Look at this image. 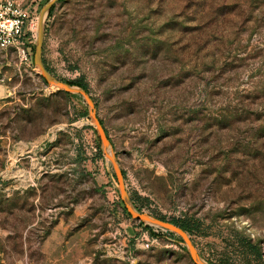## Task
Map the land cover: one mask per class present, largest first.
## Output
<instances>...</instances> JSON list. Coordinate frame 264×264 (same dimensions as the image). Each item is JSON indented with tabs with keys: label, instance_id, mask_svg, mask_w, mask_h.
Masks as SVG:
<instances>
[{
	"label": "rangeland",
	"instance_id": "rangeland-1",
	"mask_svg": "<svg viewBox=\"0 0 264 264\" xmlns=\"http://www.w3.org/2000/svg\"><path fill=\"white\" fill-rule=\"evenodd\" d=\"M42 55L88 83L139 208L264 264V0H58ZM98 145L81 94L0 50V264H195L130 215Z\"/></svg>",
	"mask_w": 264,
	"mask_h": 264
},
{
	"label": "water",
	"instance_id": "water-1",
	"mask_svg": "<svg viewBox=\"0 0 264 264\" xmlns=\"http://www.w3.org/2000/svg\"><path fill=\"white\" fill-rule=\"evenodd\" d=\"M56 1L58 0H46L45 2H43L37 14L36 35L33 47V61L38 68V72L46 82L51 83L57 89H62L69 92H76L81 94L84 98L88 115L91 118L96 135L99 139V146L105 157L111 163L113 173L116 178L117 189L120 198L123 201V204L126 210L130 213V215L137 220H141L143 223L155 224L180 235V240L182 241L183 245L185 246L187 252L189 253L191 259L195 262V264H220L216 261L205 258L197 249L190 233L180 224L173 222L169 218H162L161 216L155 213L139 208L134 203L127 189L122 166L120 164L113 141L108 132L106 131L104 123L100 120V117L97 113V106L93 96L91 95L89 90H87L83 85L77 82H70L55 75L45 65L42 55V48L46 19L49 15L51 6Z\"/></svg>",
	"mask_w": 264,
	"mask_h": 264
},
{
	"label": "built area",
	"instance_id": "built-area-1",
	"mask_svg": "<svg viewBox=\"0 0 264 264\" xmlns=\"http://www.w3.org/2000/svg\"><path fill=\"white\" fill-rule=\"evenodd\" d=\"M36 24L37 12L33 4L0 0V50L12 47L20 62L32 64L31 44L33 46Z\"/></svg>",
	"mask_w": 264,
	"mask_h": 264
},
{
	"label": "trees",
	"instance_id": "trees-1",
	"mask_svg": "<svg viewBox=\"0 0 264 264\" xmlns=\"http://www.w3.org/2000/svg\"><path fill=\"white\" fill-rule=\"evenodd\" d=\"M55 4V3H54ZM54 4L51 6L50 11L52 10ZM49 11V12H50ZM44 60V59H43ZM45 63V62H44ZM46 65V64H45ZM70 82H77L81 85H83L87 90H89L88 88V83L82 78V77H76V78H70V79H66ZM59 91H64L66 93H70L69 91H65L62 89H58ZM96 103V102H95ZM100 120L103 122L102 118L100 117ZM104 123V122H103ZM106 128V126H105ZM107 131V128H106ZM108 132V131H107ZM99 150H100V146L98 145ZM123 173H124V169L122 168ZM158 215V214H157ZM162 218H167L164 215H159ZM170 220H172L175 223L180 224L183 228H185L188 232L192 233V232H197V226L193 225L187 218H181V217H176V218H171ZM139 223L144 224L141 220H138ZM146 225H149L148 223H146ZM172 232V231H170ZM173 233V232H172ZM241 237L244 239V243L249 247L250 252L255 253L257 256H260V251L259 248L257 246L256 243H254L251 238L247 235H241ZM212 260V259H210ZM214 261V260H213ZM216 262L220 263V264H232L231 262H229L226 259H219V260H215Z\"/></svg>",
	"mask_w": 264,
	"mask_h": 264
}]
</instances>
